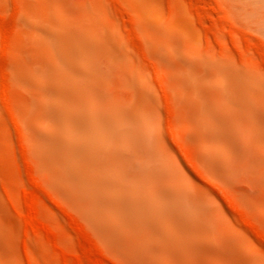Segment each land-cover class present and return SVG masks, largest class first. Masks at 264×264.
I'll return each instance as SVG.
<instances>
[{
    "label": "rangeland",
    "instance_id": "obj_1",
    "mask_svg": "<svg viewBox=\"0 0 264 264\" xmlns=\"http://www.w3.org/2000/svg\"><path fill=\"white\" fill-rule=\"evenodd\" d=\"M53 23L93 38L107 73L96 93L131 133L126 174L185 195L204 248L264 264V0H0V264H140L50 152L43 92L26 78L58 65L40 35Z\"/></svg>",
    "mask_w": 264,
    "mask_h": 264
},
{
    "label": "bare ground",
    "instance_id": "obj_2",
    "mask_svg": "<svg viewBox=\"0 0 264 264\" xmlns=\"http://www.w3.org/2000/svg\"><path fill=\"white\" fill-rule=\"evenodd\" d=\"M40 35L58 65L36 67L26 79L43 92L54 127L50 152L63 159L70 180L100 203L92 216L109 238L133 247L140 264H206L205 254L230 264V255L202 246L211 234L185 195L135 183L122 168L118 149L129 148L131 133L116 103L96 93L107 73L93 38L54 23L41 26ZM212 130L217 135L220 129ZM106 192L116 205L107 203Z\"/></svg>",
    "mask_w": 264,
    "mask_h": 264
}]
</instances>
